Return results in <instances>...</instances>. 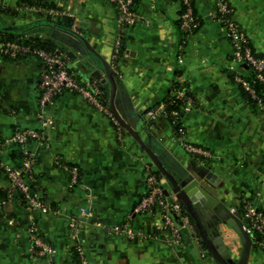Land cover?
I'll use <instances>...</instances> for the list:
<instances>
[{"label":"crops","instance_id":"obj_1","mask_svg":"<svg viewBox=\"0 0 264 264\" xmlns=\"http://www.w3.org/2000/svg\"><path fill=\"white\" fill-rule=\"evenodd\" d=\"M19 1L0 0L9 8H16ZM42 1L62 11L60 18L72 20L68 29L79 33L110 61L118 21L112 4L107 0ZM231 4L236 20L264 57V0H231ZM136 9L140 21L126 30L115 68L116 109L173 175L198 182L200 187L193 195H197L204 228L210 239L226 246L237 260L242 244L224 213L241 221L243 199L264 211V113L247 100L229 73L232 45L217 20L214 0H194L200 27L185 43L178 27L180 0H138ZM39 20L56 23L32 8L15 16L0 14V23L8 26ZM28 36L62 48L85 78L95 72L105 80L73 36L44 25ZM178 84L195 102L184 115L182 139L165 117L150 130L146 116ZM0 85V139H10L22 128L40 133L42 140L31 145L36 184L52 209L45 214L33 212L18 196L9 197L4 168L17 161L18 148L13 142L6 145L0 154V264H80L70 252L74 245L69 237L72 219L78 223L76 243L91 264H219L196 227H185L182 239L175 242L171 234L157 232L159 215L134 213L145 194V165L151 159L123 127L119 130L103 112L70 93L63 94L52 107L42 108L35 58L12 60L0 54ZM105 87L111 98L107 81ZM183 141L205 148L211 158L197 160L184 149ZM58 159L79 168L76 185H71L69 176L58 167ZM33 221L53 248L49 257H37L31 251L28 231ZM124 223H129L134 234L150 237L131 239L110 232ZM248 264H264V249L253 244Z\"/></svg>","mask_w":264,"mask_h":264},{"label":"built area","instance_id":"obj_2","mask_svg":"<svg viewBox=\"0 0 264 264\" xmlns=\"http://www.w3.org/2000/svg\"><path fill=\"white\" fill-rule=\"evenodd\" d=\"M112 4L118 13L117 34L114 42V50L110 58V64L115 70L117 62L121 56L124 34L130 27L135 26L140 21V15L136 9L138 0H107ZM217 20L227 30L232 45L231 65L229 73L234 82L247 94L255 108L264 113V57H262L252 45L246 30L241 27L235 18V9L231 0H214ZM181 10L178 21L179 30L183 34V43L186 37L194 34L200 27V21L195 13L194 0H180ZM26 10L28 8H25ZM44 16L57 20L64 16L60 10L32 8ZM28 35L16 40H8L0 34V54L12 60H22L25 58H35L39 62L40 85L38 91V102L44 109L52 107L58 99L66 93L74 94L83 98L90 106L103 112L111 119L119 130V124L109 107L107 90L101 77L94 73L89 78L82 76L75 68V62L71 56L63 50L49 51L44 47L34 43H26ZM183 43L180 49H183ZM247 72V69L254 73L252 80L247 79L248 73H239L238 70ZM116 71V70H115ZM257 84L263 90L257 88ZM2 86L0 85V96ZM173 98L181 99L184 104L180 106V112L175 111L173 115L179 118L183 124L184 115L189 113L195 105L194 99L187 96V89L184 86L174 88L170 91ZM166 105L164 103L149 109L146 116L149 118L147 126L151 130L155 127L157 120L165 116ZM179 132L182 139L183 125ZM42 137L35 129H16L10 139H0V154L6 145L13 142L21 157L15 163L5 165L4 171L8 179L9 197L21 195L24 205L33 212L50 213L52 209L48 204L44 194L36 184V158L31 149L33 142H39ZM184 149L197 160L211 158V154L203 147L191 143L182 142ZM69 176L71 185H76L80 180V170L77 166L56 161ZM166 184L163 176L158 171L152 161L145 165V194L136 203L134 213L139 216L160 217V225L157 226L158 233H169L174 237L175 242L182 239V230L185 227L194 228L191 217L186 213L183 205L174 196L165 194ZM243 214L241 222L247 234L251 237L253 244L264 249V211L256 209L247 200H241ZM78 223L75 219L69 224V237L74 242L71 254H76L80 264H91L87 258L83 247L76 243ZM110 232L118 235H127L131 239L149 238V234H134L129 229V223H124L120 227L110 229ZM31 240V251L37 257H49L53 254L51 244L43 238L35 221L32 222L28 231ZM261 237V239H259Z\"/></svg>","mask_w":264,"mask_h":264},{"label":"water","instance_id":"obj_3","mask_svg":"<svg viewBox=\"0 0 264 264\" xmlns=\"http://www.w3.org/2000/svg\"><path fill=\"white\" fill-rule=\"evenodd\" d=\"M49 26L60 31H63L77 40H79L84 48L86 53L89 56V59L94 62V65L98 67L104 77L103 83L107 81L111 85V98H110V110L113 115L119 122V124L141 145V147L145 150L151 161L155 164L160 174L163 176L164 183L166 184L165 194L167 196L174 195L180 203L185 206L191 217L194 220L195 226L199 232L200 237L202 238L207 250L212 255V257L219 264H248V259L253 248V242L251 237L247 234L245 229L243 228L242 222L236 218L231 213L227 212L224 215L227 216V224L232 227L235 232L238 234L241 244H242V252L240 257L235 260L229 254L228 249L222 243L218 245L216 241L210 239L206 229L204 228L203 222L200 218L198 207L200 206L197 203V195H193V193L199 188L198 182L191 180L190 178H182L179 176L173 175L170 170H168L165 164L162 162L161 158L158 154L152 150L140 137V134L137 130H135L126 120L122 118L115 106V95L117 92V82L118 76L116 71L111 66L110 62L106 61L103 57H101L88 43V41L82 37L79 33L72 29L65 28L55 22L49 20H39L31 24L23 25V26H8L0 23V34L4 35H14L17 37L30 35V32L37 26ZM199 196H201L199 194ZM198 196V198H199Z\"/></svg>","mask_w":264,"mask_h":264},{"label":"trees","instance_id":"obj_4","mask_svg":"<svg viewBox=\"0 0 264 264\" xmlns=\"http://www.w3.org/2000/svg\"><path fill=\"white\" fill-rule=\"evenodd\" d=\"M17 7H19V8H45V9H52L53 8L52 5L47 4L46 2H43L42 0H20ZM18 13L19 12L16 8H9L8 6L3 5L0 2V14L15 16ZM56 23L63 25L64 27H67V28H72V20L67 18V17L57 19ZM179 24H180V22L178 21V27H179ZM2 37L5 39H8V40H16V39L20 38V37L14 36V35H4V34H2ZM25 42L26 43H34L36 45L44 47L45 49H47L49 51H55L58 49L63 50L62 48H57V46L51 41L45 42V41H42L40 39H36L34 37H30V39L26 40ZM122 52H123V47H122ZM122 52H121V54H122ZM247 73H248L247 79L252 80L255 77L254 73L252 71H250V69L249 70L247 69ZM256 86H257V88H259V90H263V87L260 84H257ZM179 87H180V85L178 84L177 86H174L172 89L179 88ZM243 94L247 98V100L254 106V104L252 103V101L249 100L247 94L244 91H243ZM187 96L192 97V96H190V94L188 92H187ZM107 98H108V101H110L109 93H107ZM162 103H164L166 105L164 117L167 119L169 124L172 126V128L174 129L176 134L178 136H181L179 129H180L182 124H181V122H179V118L175 117L173 115V113L175 111L180 112V106H182L184 104V102L181 99L173 98L169 92V94L166 96V98L162 102L155 104L151 108L157 107ZM20 157H21V155L17 150V160H19ZM17 196L19 197V199H21L22 202L24 201V199L21 195H17ZM183 208L186 211V213L191 217L188 209L185 206H183ZM239 214H240V216H242V214H243V210L241 208H239ZM191 222H192L193 226L196 227L192 217H191ZM259 239H261V237H259ZM72 255L78 260L76 254H72Z\"/></svg>","mask_w":264,"mask_h":264},{"label":"rangeland","instance_id":"obj_5","mask_svg":"<svg viewBox=\"0 0 264 264\" xmlns=\"http://www.w3.org/2000/svg\"><path fill=\"white\" fill-rule=\"evenodd\" d=\"M16 9L18 10V12L20 13V14H23L24 12H26V9L25 8H19V7H16ZM71 223V222H70ZM69 223V224H70Z\"/></svg>","mask_w":264,"mask_h":264}]
</instances>
